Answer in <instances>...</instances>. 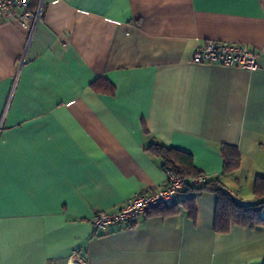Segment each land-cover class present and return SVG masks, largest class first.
I'll list each match as a JSON object with an SVG mask.
<instances>
[{"label":"crops","instance_id":"0c3cea01","mask_svg":"<svg viewBox=\"0 0 264 264\" xmlns=\"http://www.w3.org/2000/svg\"><path fill=\"white\" fill-rule=\"evenodd\" d=\"M30 2L42 14L27 26L0 21V264H264V225L216 230L210 190L132 225L93 224L165 185L153 144L258 201L264 0ZM209 40L255 51L258 68L195 64ZM224 146L241 154L232 173Z\"/></svg>","mask_w":264,"mask_h":264},{"label":"built area","instance_id":"2783aa9c","mask_svg":"<svg viewBox=\"0 0 264 264\" xmlns=\"http://www.w3.org/2000/svg\"><path fill=\"white\" fill-rule=\"evenodd\" d=\"M42 14V4L33 8L30 0H0V21H17L22 26L39 18ZM259 55L242 44L209 40L194 54L195 64H220L227 67H243L248 70L258 68ZM205 176L185 177L174 172L167 173L164 186L137 193L128 199L115 212H98L93 218L96 230H105L111 225H132L138 217L163 205L176 201L178 194L188 185L199 186ZM84 264V263H80Z\"/></svg>","mask_w":264,"mask_h":264},{"label":"trees","instance_id":"16d2710c","mask_svg":"<svg viewBox=\"0 0 264 264\" xmlns=\"http://www.w3.org/2000/svg\"><path fill=\"white\" fill-rule=\"evenodd\" d=\"M149 150L162 159L166 174L174 172L179 176L185 177L205 176V180L199 186L188 184L178 194L175 202L163 204L147 213L158 209L164 211L175 210L179 206V197L184 190L192 191L196 194L203 190H210L215 192L218 196L216 230L220 232L228 231L231 224H238L246 227L264 225V216L262 215V212L264 211V176L258 177L255 183L254 193L258 201L252 204H247L226 192L222 188L218 179L211 178L196 169L193 157L190 153L160 144H153L150 146ZM222 153L225 160V174L232 173L239 168L241 154L235 147L224 146L222 148ZM185 201L189 202L188 208L192 213L194 211V205L192 203L193 198L185 199Z\"/></svg>","mask_w":264,"mask_h":264}]
</instances>
